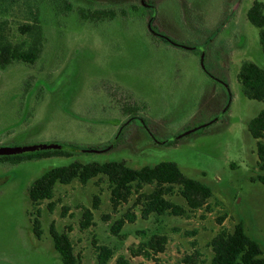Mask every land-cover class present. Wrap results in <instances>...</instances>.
<instances>
[{
    "label": "rangeland",
    "instance_id": "rangeland-1",
    "mask_svg": "<svg viewBox=\"0 0 264 264\" xmlns=\"http://www.w3.org/2000/svg\"><path fill=\"white\" fill-rule=\"evenodd\" d=\"M255 1L264 0H0L11 44L32 43L18 28L34 17L40 34L35 63L0 66V147L93 148L20 164L0 156V264H62L52 227L68 233L81 264H98L102 248L114 254L108 264L121 256L211 264L212 240L239 223L264 252V172L248 129L264 103L246 98L238 80L246 61L264 69L260 30L247 17ZM100 10L117 14L94 18ZM76 161L137 169L171 161L213 197L191 211L175 192L168 199L186 215L143 219L137 195L114 210L100 176L57 184L51 201L32 205V184ZM87 210L92 222L82 228ZM127 214L136 219L116 236L112 226ZM156 236L168 239L165 251L145 255Z\"/></svg>",
    "mask_w": 264,
    "mask_h": 264
},
{
    "label": "trees",
    "instance_id": "trees-1",
    "mask_svg": "<svg viewBox=\"0 0 264 264\" xmlns=\"http://www.w3.org/2000/svg\"><path fill=\"white\" fill-rule=\"evenodd\" d=\"M115 11L100 10L93 14L94 18H114ZM96 15V17H95ZM250 23L260 30V44L264 56V1H255L247 13ZM35 18V17H34ZM29 20L30 24H22L18 30L22 35L32 40L30 45L22 42L11 44L7 35L0 32V66L6 67L13 61L24 63H35L40 54V34L36 26V18ZM34 21V22H32ZM36 24V25H35ZM1 25V24H0ZM238 80L242 85L243 95L254 101L264 103V69L251 61L243 63L238 74ZM135 119V118H133ZM251 136L257 141L258 168L264 172V109L254 118L248 126ZM172 142H168L170 144ZM173 144V143H172ZM56 147L43 149L41 151L17 155L13 164L27 161H38L54 157L70 158L78 153L93 151V148H83L72 144L54 145ZM107 177L111 188V204L114 210L122 204H126L137 195L138 205H141L143 219L151 215L164 216L172 214L176 216L186 215L187 210L168 199L175 192L185 200L188 209L197 211L207 206L213 197V192L199 180L187 177L181 168L174 162L164 161L154 166L132 168L124 161H110L105 163L93 162L82 164L78 161L63 167L53 168L38 178L30 187L28 193L32 205L39 206L43 201H51L54 198L57 184L69 185L78 180L87 184L94 178ZM264 184V176L259 177ZM150 186L151 192H144V188ZM176 190V191H175ZM97 209V206H95ZM92 212L87 210L82 228H88L92 222ZM136 217L127 214L112 226V232L118 236L124 225L133 223ZM35 235L41 237V225L39 219L33 221ZM54 248L59 253L62 264H81L75 255L73 243L68 233H59L54 227L51 229ZM168 239L154 237L147 244L145 255L151 253L158 255L165 251ZM211 247L214 257L211 264H264V252L261 245L245 231L244 225L239 223L233 232L222 230L212 240ZM138 253V254H136ZM134 255H141L136 252ZM143 253V254H144ZM113 252L108 248H102L98 256V264H108L113 259ZM193 258H186L185 263L191 264ZM116 264H131L125 256L116 260Z\"/></svg>",
    "mask_w": 264,
    "mask_h": 264
},
{
    "label": "water",
    "instance_id": "water-1",
    "mask_svg": "<svg viewBox=\"0 0 264 264\" xmlns=\"http://www.w3.org/2000/svg\"><path fill=\"white\" fill-rule=\"evenodd\" d=\"M56 147L54 145H35V146H24V147H0V156H13L25 153H31L41 151L43 149Z\"/></svg>",
    "mask_w": 264,
    "mask_h": 264
}]
</instances>
